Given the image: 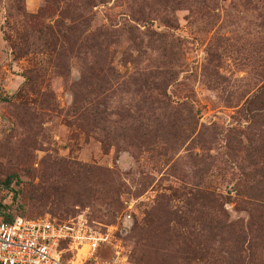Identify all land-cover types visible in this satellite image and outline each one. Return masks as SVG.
Here are the masks:
<instances>
[{"label":"rangeland","instance_id":"374dc122","mask_svg":"<svg viewBox=\"0 0 264 264\" xmlns=\"http://www.w3.org/2000/svg\"><path fill=\"white\" fill-rule=\"evenodd\" d=\"M44 214L264 264V0H0V220Z\"/></svg>","mask_w":264,"mask_h":264},{"label":"built area","instance_id":"2783aa9c","mask_svg":"<svg viewBox=\"0 0 264 264\" xmlns=\"http://www.w3.org/2000/svg\"><path fill=\"white\" fill-rule=\"evenodd\" d=\"M107 241L80 215L15 216L0 221V264H107L97 255Z\"/></svg>","mask_w":264,"mask_h":264},{"label":"trees","instance_id":"16d2710c","mask_svg":"<svg viewBox=\"0 0 264 264\" xmlns=\"http://www.w3.org/2000/svg\"><path fill=\"white\" fill-rule=\"evenodd\" d=\"M15 217V216H14ZM14 217H10V216H8V217H6V218H4V219H1L0 221H5V222H11L13 219H14ZM66 219V218H65Z\"/></svg>","mask_w":264,"mask_h":264}]
</instances>
